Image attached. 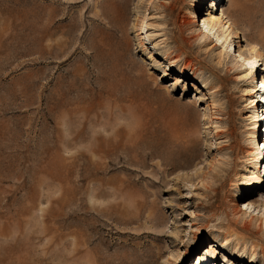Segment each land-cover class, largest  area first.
<instances>
[{
	"label": "rangeland",
	"instance_id": "374dc122",
	"mask_svg": "<svg viewBox=\"0 0 264 264\" xmlns=\"http://www.w3.org/2000/svg\"><path fill=\"white\" fill-rule=\"evenodd\" d=\"M263 79L264 0H0V264H264Z\"/></svg>",
	"mask_w": 264,
	"mask_h": 264
},
{
	"label": "bare ground",
	"instance_id": "6f19581e",
	"mask_svg": "<svg viewBox=\"0 0 264 264\" xmlns=\"http://www.w3.org/2000/svg\"><path fill=\"white\" fill-rule=\"evenodd\" d=\"M236 34H238V32H236ZM262 83V87H264V79L261 81ZM263 118H264V114H263Z\"/></svg>",
	"mask_w": 264,
	"mask_h": 264
}]
</instances>
